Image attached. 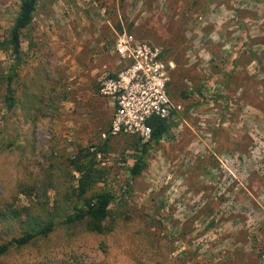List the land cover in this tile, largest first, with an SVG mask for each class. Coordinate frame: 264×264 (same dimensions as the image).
Returning <instances> with one entry per match:
<instances>
[{
  "label": "rangeland",
  "instance_id": "rangeland-1",
  "mask_svg": "<svg viewBox=\"0 0 264 264\" xmlns=\"http://www.w3.org/2000/svg\"><path fill=\"white\" fill-rule=\"evenodd\" d=\"M20 4L0 0V41ZM123 34L165 53L183 109L147 144L110 137L99 96ZM22 44L8 86L0 53V246L55 228L0 264H264V0H40ZM73 162L95 171L86 198L113 197L105 234L63 225Z\"/></svg>",
  "mask_w": 264,
  "mask_h": 264
},
{
  "label": "built area",
  "instance_id": "built-area-1",
  "mask_svg": "<svg viewBox=\"0 0 264 264\" xmlns=\"http://www.w3.org/2000/svg\"><path fill=\"white\" fill-rule=\"evenodd\" d=\"M112 53L117 69L107 74L99 87V96L111 113L108 134L147 144L152 138L151 120L173 122L183 113L169 96L168 69L173 66L160 48L127 34L117 37ZM261 254L264 261V250Z\"/></svg>",
  "mask_w": 264,
  "mask_h": 264
},
{
  "label": "trees",
  "instance_id": "trees-1",
  "mask_svg": "<svg viewBox=\"0 0 264 264\" xmlns=\"http://www.w3.org/2000/svg\"><path fill=\"white\" fill-rule=\"evenodd\" d=\"M39 1L40 0H21L18 15L13 26L8 31L6 38L0 41V53H10L15 61L14 65L9 68L8 74L4 79L7 86L11 83L12 79L16 77V71L21 64L20 57L23 49V33L31 26ZM7 93L9 95L5 96L3 102L6 111L10 112L15 106V100L11 90H7ZM178 120L179 119L168 123L159 120H151L149 123L152 129L151 141L160 140L171 128L177 127ZM106 141H108V139ZM72 169L74 173L79 176L76 180L77 185L73 193L77 198L82 199L83 205L75 209L71 214L66 215L63 225L69 227L84 222L88 232L98 235L105 234V222L110 214L113 197L106 192H101L92 195L90 198H86L85 196L96 183L93 166L91 163L85 165L79 162H73ZM141 169V164L136 163L131 169L132 176H139ZM54 228L55 226L49 223L37 229H33L30 232H26L19 238H12L9 243L0 246V258L8 253L10 247L15 246L16 248H23L33 244L38 239H47Z\"/></svg>",
  "mask_w": 264,
  "mask_h": 264
}]
</instances>
